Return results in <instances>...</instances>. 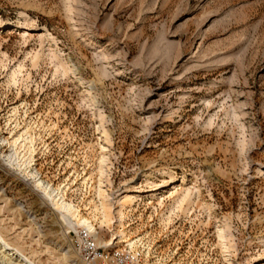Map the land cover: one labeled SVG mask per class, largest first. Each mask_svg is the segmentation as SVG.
<instances>
[{
  "label": "rangeland",
  "instance_id": "374dc122",
  "mask_svg": "<svg viewBox=\"0 0 264 264\" xmlns=\"http://www.w3.org/2000/svg\"><path fill=\"white\" fill-rule=\"evenodd\" d=\"M1 22L10 24L0 26V231L9 243L35 264H87L82 228L68 227L3 157L2 140L29 131L44 181L89 218L106 203L97 245L124 228L143 264H256L264 0H0ZM127 190L135 197L120 227ZM118 239L114 247L129 245Z\"/></svg>",
  "mask_w": 264,
  "mask_h": 264
},
{
  "label": "bare ground",
  "instance_id": "6f19581e",
  "mask_svg": "<svg viewBox=\"0 0 264 264\" xmlns=\"http://www.w3.org/2000/svg\"><path fill=\"white\" fill-rule=\"evenodd\" d=\"M10 25L6 22H1L0 26ZM105 136V135H104ZM3 142L9 143L10 152L3 156L5 161L12 169H18L22 173V177L27 180H31L34 183V186L39 190L40 194L48 200L58 212V215L62 218L65 224L75 229L76 227H81L86 229L88 232H92L97 236L96 227L94 221L100 223L110 222V213L108 207L104 201L100 202L98 205H94V212L92 218L84 216L80 213L79 209L73 205L71 202L66 200L65 193L62 190L54 188L47 181H44L41 178L40 172L32 168L33 153L35 151L33 145V137L29 131H25L23 134L19 135L16 138L3 139ZM22 142L20 147L26 151V154L23 157H19L17 152L18 145ZM15 169V170H16ZM184 182V179H182ZM171 184V181L165 180L162 184H153L149 186L144 192H155L159 191L161 188H164ZM101 191V190H98ZM143 192V193H144ZM102 192H99L101 196ZM41 196V197H42ZM103 196V194H102ZM186 196V195H184ZM134 197L130 190L124 192L121 200H119V209L117 210L118 224L120 227H123V220L126 216V207H130L133 203ZM181 201V200H180ZM184 201V200H183ZM99 215V216H98ZM119 227V228H120ZM117 238L124 239L129 243L130 247L135 246V241H130L127 239L124 228L117 230ZM122 240H120L121 242ZM114 242H111L113 244ZM0 263L2 264H35L28 256L24 255L17 248H15L11 243L7 241L3 233L0 231ZM256 264H264V254L255 259Z\"/></svg>",
  "mask_w": 264,
  "mask_h": 264
},
{
  "label": "built area",
  "instance_id": "2783aa9c",
  "mask_svg": "<svg viewBox=\"0 0 264 264\" xmlns=\"http://www.w3.org/2000/svg\"><path fill=\"white\" fill-rule=\"evenodd\" d=\"M93 236L92 232L82 228L77 241L80 254L87 264H143L145 256L141 250H133L128 244L123 248L114 247L115 244H121L116 243L120 240L115 239L116 236L99 246L95 243ZM113 241L115 243L111 244Z\"/></svg>",
  "mask_w": 264,
  "mask_h": 264
}]
</instances>
